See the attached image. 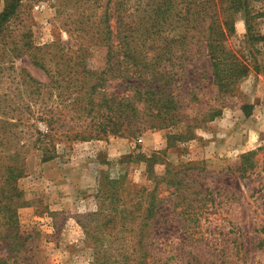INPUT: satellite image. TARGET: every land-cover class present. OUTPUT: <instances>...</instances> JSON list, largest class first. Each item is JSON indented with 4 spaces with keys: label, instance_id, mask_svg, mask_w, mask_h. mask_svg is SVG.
Returning <instances> with one entry per match:
<instances>
[{
    "label": "trees",
    "instance_id": "1",
    "mask_svg": "<svg viewBox=\"0 0 264 264\" xmlns=\"http://www.w3.org/2000/svg\"><path fill=\"white\" fill-rule=\"evenodd\" d=\"M22 1L5 0L0 12V240L15 251V264H30L33 258L18 255L29 239L18 216L26 204L18 183L27 173L28 155L39 151L45 163L67 143L139 137L182 125L171 138L194 139L201 125L220 116L242 93L241 82L252 68L249 58L228 43L236 28L226 14L243 12L248 41H264L257 29L264 0H107L102 5L100 0H61L60 7L69 10L71 2L78 5L75 13L82 11L76 20L70 13L68 41L42 47L11 31ZM94 47L106 49L103 67L91 65ZM24 56L48 74L47 83L16 66L14 60ZM202 58L209 62V73L198 71ZM241 109L252 114L250 104ZM158 154L123 158L144 161L152 187H131L125 174L114 178L101 172L95 190L99 207L83 226L96 245L92 264H156L152 246L170 234L164 219L179 207L178 215L195 222L202 215V192L189 184L193 166L164 162V174L156 175ZM238 169L243 176L252 171ZM162 183L179 198L173 211L166 208L168 197L159 196ZM101 239L110 242L104 250Z\"/></svg>",
    "mask_w": 264,
    "mask_h": 264
},
{
    "label": "rangeland",
    "instance_id": "2",
    "mask_svg": "<svg viewBox=\"0 0 264 264\" xmlns=\"http://www.w3.org/2000/svg\"><path fill=\"white\" fill-rule=\"evenodd\" d=\"M60 1L23 0L20 18L10 27L13 35L21 38L26 34L37 47L68 41L70 34L65 25L70 13L76 20L82 10L75 13L78 5L72 6L71 2L66 5L69 10L62 8ZM106 1L100 0V4ZM4 5L5 0H0V12ZM103 10L101 7L98 13ZM92 11L88 8L85 12ZM229 16L236 32L228 43L249 58L252 68L241 82L242 93L220 116L201 125L194 139L171 138L183 130L182 125L147 131L139 137L67 143L60 147L56 159L45 163L39 151L28 155L27 173L18 183L26 204L19 208L18 216L21 232L29 239L19 259L33 258L30 264H92L96 245L88 240L83 226L89 222L87 215L99 207L95 190L101 172L107 171L114 178L125 174L126 184L131 187H152L146 163L123 158L132 153L151 156L159 152L153 168L156 175L164 174V162L193 166L189 184L201 190L198 199L204 207L196 222L178 215L180 207L164 219L162 226L170 234L152 246L156 264H264V41H248L243 12H228ZM70 26L73 31L74 25ZM257 29L264 34V19L258 21ZM92 50L91 65L103 67L106 49ZM14 62L37 80L49 81L48 74L28 57ZM196 63L198 71L210 72L205 58ZM244 104L252 105L250 116L241 109ZM248 153L253 155L244 158ZM252 162L255 166L251 169ZM238 167L252 171L243 176ZM159 189V196L168 197L165 203L171 204L166 208L173 211L179 198L170 195L164 183ZM103 244L99 247L104 250L110 242ZM15 255L8 241L1 239L0 261L5 258L6 264H15Z\"/></svg>",
    "mask_w": 264,
    "mask_h": 264
}]
</instances>
